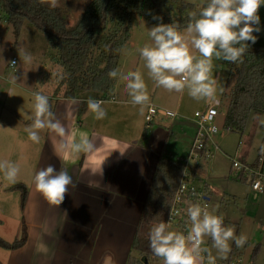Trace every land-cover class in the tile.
<instances>
[{"label": "crops", "instance_id": "crops-1", "mask_svg": "<svg viewBox=\"0 0 264 264\" xmlns=\"http://www.w3.org/2000/svg\"><path fill=\"white\" fill-rule=\"evenodd\" d=\"M206 3L203 0L192 5L199 7ZM48 97L56 119L66 128L63 138L44 129L39 143H33L25 129L32 124L34 109H19L20 116L14 109L4 112L6 116L13 115L18 123L11 124L4 133L2 130L1 136L5 139L0 146L16 150L9 161L20 167L15 184L26 188L27 198L23 209L19 210L18 191H7L13 194L11 196L0 191V208L11 210L8 214L0 209V239L7 244L19 240L24 224L27 241L19 249L0 247L5 254V258L0 257V264H37L38 256L44 259V264H102L109 255L115 264H126L156 167L170 136V125H175L177 135L182 133L185 121L193 127L194 122L177 114L178 103L173 110L165 108L177 114L174 119L156 118L146 126L143 117L149 106L141 112V106L128 101L117 102L111 96L103 105L106 116L96 119L89 109L77 115L83 99L74 94L61 97L53 90ZM30 105L34 103L29 102ZM155 107L160 108V105L156 103ZM108 108L111 113L107 114ZM134 115H139L138 122L131 118ZM79 121L84 122L83 127L77 126ZM84 133L95 144V151L71 154L60 150L62 140L67 142L73 136L78 139ZM30 147H35L33 154H29ZM240 161L245 162L243 157ZM49 164L57 170L67 168L75 185L69 188L60 205L51 204L35 187L34 175ZM233 180L234 183L244 182L239 177ZM206 187L207 198L210 191L207 184ZM251 192L254 197L260 195ZM12 222H17V227L14 236L8 238L2 228ZM35 246L40 248L35 249Z\"/></svg>", "mask_w": 264, "mask_h": 264}, {"label": "rangeland", "instance_id": "rangeland-1", "mask_svg": "<svg viewBox=\"0 0 264 264\" xmlns=\"http://www.w3.org/2000/svg\"><path fill=\"white\" fill-rule=\"evenodd\" d=\"M46 5L50 7V0H44ZM91 0H58V8L62 10L67 26L75 25L79 16L82 14L86 4ZM129 0H112L111 8L107 13V23L104 32L97 35L95 44L93 45L90 54V68L86 69L82 74H76L71 79L64 81V73L59 65L58 54L53 43L48 39L47 34L41 32L30 21H24L23 26L16 36L13 32V26L6 23L0 17V142L2 138V130L10 127L11 124L16 125L18 121L13 115L6 116L4 112L13 110L20 116V110L34 109L29 102L34 103V94L41 92L46 96H50L53 90H57L62 97L67 92H72L76 97L85 98L84 96L95 97L90 90V81L92 75L101 71L105 66V53L109 47L108 36L113 38L112 50L113 53L119 51L120 30L124 27L128 28V41L119 52L117 72L115 84L106 99L110 100L111 96L117 102H131V96L126 88V81L120 78V74H127L129 71L141 70L144 74L145 81L148 86L150 96V104L160 105V109L170 108L173 110L174 104L178 103L177 114L182 115L187 120L194 119L195 111H202L212 101L218 99V104L221 100L222 93L227 91L232 86L229 82L227 85V71L223 67L221 60L213 57L212 77L216 80V95L212 100H195L189 94L187 89L183 92H169L162 87L156 86L155 82L149 77L148 69L145 66V61L140 56L139 49L145 44H152V40L148 35L149 29L153 27L145 18L136 14H128L125 12ZM185 2H198L203 0H183ZM207 1V0H204ZM162 10L168 17L181 18L182 14L178 10V6L173 4L171 0H160ZM204 5L199 6L201 8ZM186 14L191 16L192 12L187 11ZM260 21L264 20V5L258 11ZM1 16V15H0ZM184 29V28H183ZM24 52H29L32 55L30 64L23 63L20 60ZM198 55V53H195ZM14 58L16 66L10 67L9 62ZM16 75V83L12 82ZM233 82V81H232ZM83 89V90H82ZM85 95H83V92ZM50 92V94H48ZM50 106L52 107V103ZM217 104V108H218ZM12 105V107H11ZM171 111V110H170ZM109 108L107 109L108 114ZM111 113V112H110ZM13 114V113H12ZM139 117V115H137ZM136 115L131 118L136 121ZM12 119V120H11ZM260 119H264V114L260 118L251 117L247 122L245 133L242 137L237 133L230 132L221 128L218 121L217 134L207 142V147L215 153L211 161L200 162L195 165L194 159L190 156L191 146L195 138V126L188 124L185 121V126L182 133L175 134V125L169 123L170 136L164 145L163 153L169 155L178 161H184V174L187 173L186 181H200L209 187V195L206 205L211 211L213 208H218L217 214H223L225 226H235L236 235L244 234L247 236V242L243 247H236L235 243L230 241L231 252L227 259H223L218 254L217 250L212 247L210 237H205V243L202 247L208 248L215 262L218 264H227L241 260V264H264V158L259 157V162L263 165V179L261 180L262 194L254 197L251 192L250 178L244 182L234 183L233 179L239 177V174L233 170L231 161L237 160L241 164L252 166L257 157V149L260 146L263 138V131L259 123ZM188 122V123H187ZM143 123L145 124L144 117ZM174 126V127H173ZM194 134V136H193ZM11 135V134H10ZM9 135V137H10ZM22 135H20L21 137ZM178 136L177 139L176 137ZM193 138V139H192ZM251 138V139H250ZM5 139V138H4ZM240 144V145H239ZM35 147L29 148V154H33ZM13 151H16L15 149ZM13 151L9 147L0 146V159L8 160L13 155ZM15 156V155H14ZM16 157V156H15ZM243 157L244 163L240 160ZM0 191L7 196L9 188L15 183H10L4 179L3 173H0ZM25 179V178H24ZM231 179V180H230ZM258 178H255V181ZM22 185V184H19ZM23 186V185H22ZM207 188V187H206ZM11 192V191H10ZM18 194L20 195L19 191ZM18 195V196H19ZM20 197V196H19ZM2 212L8 214L11 210L0 208ZM20 210V199H19ZM17 222H12L7 226H3V231L7 233L8 238L14 236ZM184 228H181L182 225ZM1 226V225H0ZM191 228V223L188 220H181L180 224L171 222L169 230L176 232L187 233ZM43 230H45L43 228ZM12 240V239H9ZM258 245V246H257ZM35 249L40 247L35 246ZM255 247L258 249L255 251ZM3 249H0V257L5 258ZM207 256V253H204ZM37 264H44V259L36 258ZM43 260V261H42ZM155 260V259H154ZM103 264V263H102ZM148 264H164L163 259L158 257L155 261L149 260Z\"/></svg>", "mask_w": 264, "mask_h": 264}, {"label": "clouds", "instance_id": "clouds-1", "mask_svg": "<svg viewBox=\"0 0 264 264\" xmlns=\"http://www.w3.org/2000/svg\"><path fill=\"white\" fill-rule=\"evenodd\" d=\"M264 5V0H207L206 6L191 14L186 28L172 22L158 23L147 30L152 44H145L139 49L140 56L145 61L149 77L156 86L172 92H183L195 100H212L216 95V80L212 77L213 57L236 63L241 60L249 48V43L255 44L259 32L260 17L258 11ZM58 0H50V7H57ZM2 51V50H0ZM195 53H198L195 54ZM20 60L30 64L32 55L24 52ZM13 67L16 61H10ZM110 78L118 76L117 70H110ZM126 81V88L131 96V102L139 105L141 112L150 106L148 86L141 70L120 74ZM16 75L12 82L16 83ZM34 117L32 124L25 131L33 143H39L40 132L48 129L63 138L66 128L51 111L49 97L36 92L34 94ZM106 102L98 99L87 101L89 110L96 119L106 116L103 106ZM259 123L264 125V119ZM95 144L86 133L77 139L61 141L60 150L71 154L95 151ZM264 152V145L261 146ZM20 172L18 164L0 159V173L10 183H15ZM36 190L53 205H60L74 182L67 168L57 170L49 164L34 175ZM258 187V186H257ZM191 228L184 234L169 230L171 219L157 223L150 231L149 246L153 254L163 259L164 264H215V257L208 248L202 247L205 237H210L212 247L221 258L227 259L231 252L230 241L236 247H243L247 236L236 235L235 226H225L223 214H217L218 208L211 211L207 205L190 204L187 208ZM204 253L208 255L205 256ZM103 264H115L113 258L105 256Z\"/></svg>", "mask_w": 264, "mask_h": 264}, {"label": "trees", "instance_id": "trees-1", "mask_svg": "<svg viewBox=\"0 0 264 264\" xmlns=\"http://www.w3.org/2000/svg\"><path fill=\"white\" fill-rule=\"evenodd\" d=\"M171 1L178 6L180 13H184L181 18L168 17L162 10L160 0H129L125 12L143 17L153 26L161 22L165 24L176 22L183 30L191 19L186 12H199L206 6L198 8L183 0ZM111 4L112 0H91L86 4L75 25L71 27L67 26L62 10L47 6L44 0H0V17L13 26L16 36L27 20L47 34L57 50L58 63L65 75L62 80L67 81L90 68V54L95 44V37L104 32ZM258 26L261 30L253 33L257 36L256 43L248 42L249 48L239 62L232 63L220 59L228 74L227 85L230 82L232 86L222 93L217 108L218 121L223 131L237 133L240 137L245 133L247 122L251 117L260 118L264 114V20H261ZM107 38V42L110 43L104 56L105 66L92 75L90 90H87L94 93L95 97L84 96L77 110L78 116L89 109L87 104L89 98L106 101L115 84L116 78H110L107 73L117 69L119 52L129 39L128 28L124 27L120 30L119 51L116 54L113 53L111 46L113 38L110 36ZM87 91L81 92L85 95ZM72 95V92H67L65 97ZM260 130L263 131V138L257 149L258 157L251 166L253 168L259 163L261 146L264 145V125ZM184 163L165 154L160 158L126 264H148L149 260L155 261L158 258L149 246V234L157 223L167 222L176 188L184 174ZM239 179L244 181L245 178L239 175ZM13 190L20 193V210H22L27 198L26 188L17 184L9 189V191ZM20 235L19 240L13 241L12 244L0 239V247L10 250L21 248L27 241L24 224L21 226ZM209 241L211 242V238ZM257 249L255 247V251ZM142 259L145 261L143 262Z\"/></svg>", "mask_w": 264, "mask_h": 264}, {"label": "built area", "instance_id": "built-area-1", "mask_svg": "<svg viewBox=\"0 0 264 264\" xmlns=\"http://www.w3.org/2000/svg\"><path fill=\"white\" fill-rule=\"evenodd\" d=\"M12 61H16L14 58ZM10 66H12L10 64ZM13 67V66H12ZM218 102H210L202 111H195L194 114V125H195V138L191 146L189 158L192 156L194 159L195 165H199L200 162H209L214 156L216 147H213V151L208 149L207 142L211 140L213 136L217 134V126L219 113L217 110ZM177 116L176 113L170 110H162L159 107L149 106L145 113V124L149 126L156 118L172 120ZM78 127H83L84 122L79 121L77 123ZM261 159L264 158V152L259 154ZM232 168L239 175H242L244 178H250L251 190L256 194H262L263 190L261 187V180L263 179V165L259 162L256 167H251L245 164L239 163L237 160L231 161ZM187 173L183 174L180 183L176 188V193L172 200L168 219H171V222H174L175 225L181 223V220L185 222L188 221L187 208L190 204L200 203L206 205V185L200 181H186ZM255 178L258 180L255 181ZM258 186V187H257ZM188 203V205H187ZM183 224L181 228H184ZM187 234V233H184ZM215 264H218L215 262ZM227 264H241V260H236L235 262H229Z\"/></svg>", "mask_w": 264, "mask_h": 264}, {"label": "water", "instance_id": "water-1", "mask_svg": "<svg viewBox=\"0 0 264 264\" xmlns=\"http://www.w3.org/2000/svg\"><path fill=\"white\" fill-rule=\"evenodd\" d=\"M142 261L144 262L145 260H144V259H142Z\"/></svg>", "mask_w": 264, "mask_h": 264}]
</instances>
